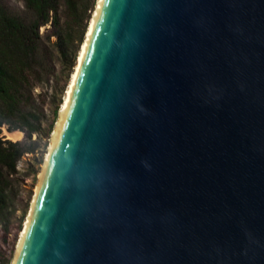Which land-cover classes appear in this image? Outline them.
<instances>
[{
  "label": "water",
  "instance_id": "1",
  "mask_svg": "<svg viewBox=\"0 0 264 264\" xmlns=\"http://www.w3.org/2000/svg\"><path fill=\"white\" fill-rule=\"evenodd\" d=\"M17 264H264V0H106Z\"/></svg>",
  "mask_w": 264,
  "mask_h": 264
},
{
  "label": "trees",
  "instance_id": "2",
  "mask_svg": "<svg viewBox=\"0 0 264 264\" xmlns=\"http://www.w3.org/2000/svg\"><path fill=\"white\" fill-rule=\"evenodd\" d=\"M20 1L31 12V19L22 20L0 6V218L9 209L18 163L39 150L38 140L32 138L40 136L42 113L35 108L33 92L54 53L67 69L68 82L98 0ZM62 103L63 98L54 109L55 118ZM2 128L8 133H24V139L8 140L2 136ZM1 227L8 234V226ZM1 243L6 241L0 239V264H10ZM15 245L16 239L9 246L10 252Z\"/></svg>",
  "mask_w": 264,
  "mask_h": 264
},
{
  "label": "rangeland",
  "instance_id": "3",
  "mask_svg": "<svg viewBox=\"0 0 264 264\" xmlns=\"http://www.w3.org/2000/svg\"><path fill=\"white\" fill-rule=\"evenodd\" d=\"M0 6H2L9 14L22 20H29L32 17L31 12L25 8L20 0H0ZM95 8L96 5L90 14L91 18ZM44 31V28L41 29L42 33ZM69 80L70 78L67 82V69L65 68L64 63L58 55L54 53L50 57V62L43 75L42 81L37 85L33 92L35 108L42 113V128L40 136H33L32 138V140H38L39 150L35 155L24 156L18 163V176L15 179L11 190L9 209L5 216L0 218V239L2 238L6 241V244L1 243L2 252L7 259H10V264L13 263L15 251L21 236L20 233H22L25 220L29 214L35 188L39 179L38 176L42 171L46 154L50 146V139L58 120V114L55 118L53 112L59 100L64 98ZM1 130L2 136L11 140L8 138L9 136L6 128H2ZM23 139L24 133H22L19 140L12 139L11 141L16 142ZM5 224L8 226V234L3 233L2 231L1 225ZM15 239L16 245L13 251L10 252L9 246Z\"/></svg>",
  "mask_w": 264,
  "mask_h": 264
},
{
  "label": "bare ground",
  "instance_id": "4",
  "mask_svg": "<svg viewBox=\"0 0 264 264\" xmlns=\"http://www.w3.org/2000/svg\"><path fill=\"white\" fill-rule=\"evenodd\" d=\"M105 2H106V0H98L97 1L96 8H95L93 15H92V18L90 20L84 42L81 46V49H80V52H79V55L77 58L76 66H75L73 73L70 77V81H69L68 87L66 89L64 98H63V103H62L60 110H59L58 120L56 122V126L54 128V131H53L51 139H50V146H49L48 152L46 154L45 162H44V165L42 167V171L38 176L39 177L38 183H37V186L35 188V193H34L32 203H31L29 214L27 216V219L25 220L24 227H23V230H22L16 251H15V255H14L15 257L13 260V264L18 263L19 257L21 256L23 248L25 246V242L27 240L28 232H29V229L31 227L32 221H33L34 216H35V212H36L38 201H39V198H40V195H41L44 183H45V179L47 177L48 171H49L50 166L52 164L53 156H54V153H55L56 148L58 146V143H59V140L61 137L62 129L65 125L68 112L70 110L72 101L74 99L75 91H76L80 76L82 74L84 65L86 63L87 56H88L92 41H93L94 36H95L96 28L98 26V23L100 21V17L102 15L103 10H104ZM8 136H9L8 138H10L11 140L12 139L19 140L20 136H22V133L21 132H12V133H8Z\"/></svg>",
  "mask_w": 264,
  "mask_h": 264
}]
</instances>
